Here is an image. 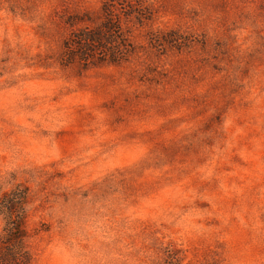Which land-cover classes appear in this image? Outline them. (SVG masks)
Returning a JSON list of instances; mask_svg holds the SVG:
<instances>
[{
	"label": "rangeland",
	"instance_id": "obj_1",
	"mask_svg": "<svg viewBox=\"0 0 264 264\" xmlns=\"http://www.w3.org/2000/svg\"><path fill=\"white\" fill-rule=\"evenodd\" d=\"M106 9L121 60L65 62ZM17 187L32 264H264V0H0Z\"/></svg>",
	"mask_w": 264,
	"mask_h": 264
},
{
	"label": "trees",
	"instance_id": "obj_2",
	"mask_svg": "<svg viewBox=\"0 0 264 264\" xmlns=\"http://www.w3.org/2000/svg\"><path fill=\"white\" fill-rule=\"evenodd\" d=\"M117 23L106 9L102 24L94 30L80 31L66 41L65 62L78 56L84 64L100 54V60L116 63L122 55L116 43ZM28 189L14 188L0 196V216L4 221L0 232V264H32L33 254L27 243L24 229L27 214Z\"/></svg>",
	"mask_w": 264,
	"mask_h": 264
}]
</instances>
